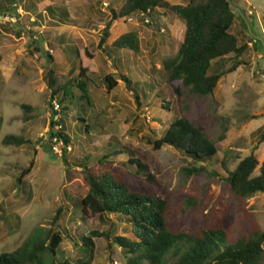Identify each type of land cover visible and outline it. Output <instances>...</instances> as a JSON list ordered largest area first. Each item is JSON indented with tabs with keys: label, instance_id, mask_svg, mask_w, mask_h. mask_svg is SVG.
Instances as JSON below:
<instances>
[{
	"label": "rangeland",
	"instance_id": "374dc122",
	"mask_svg": "<svg viewBox=\"0 0 264 264\" xmlns=\"http://www.w3.org/2000/svg\"><path fill=\"white\" fill-rule=\"evenodd\" d=\"M189 1L171 0L176 4ZM123 2L18 0L20 16L15 21L0 15V254L16 250L36 228L42 227L63 237L57 264H84L87 260L90 264H127L113 237L136 240L132 225L115 214L107 221L86 217L74 205L88 189L78 161L88 157L95 164L99 157L123 145L138 151L135 157L143 159L155 176L152 182L130 177V183L138 189L145 186L169 200L172 229L198 231L231 220L235 225L233 241L252 227L264 230V193L249 199L234 198L219 180L227 175L222 161L232 170L256 148L260 163L264 161V143L259 144L264 131V0H232L249 22L248 30L242 20L236 19L232 29L240 45L248 46L239 58L242 64L220 80L213 94L186 99L182 108L175 90L165 88L162 67L164 58L179 51L185 31L180 18L161 9L150 16L139 13L120 19L111 28L108 51L99 48L111 8L118 9ZM62 10L70 15L67 25L58 18ZM130 29L139 32L140 51L115 48V54L111 46L114 39ZM235 62L236 58L230 56L215 63V67L227 70ZM50 69L76 79L71 87L76 99L69 114L62 110L63 104L57 112L71 137L70 144L51 137L58 126L52 124L56 122L55 111L46 78ZM82 69H86V85L84 79L77 78ZM122 73L131 77L133 87L123 80ZM108 74L118 79V86L110 94L105 91ZM132 88L139 93V100ZM22 103L34 107L29 121L24 119ZM181 115L208 123L219 150V159L209 167L219 177L205 174L197 181L188 180L181 168L190 158L168 146L155 149L154 141ZM223 123L230 130L221 141ZM8 134L24 135L31 143L21 147L4 145L2 141ZM64 148L68 150L67 162L62 156ZM129 158L128 154H119L108 161H114L128 176L125 168ZM29 167L31 172L23 176ZM127 168L134 173L136 166L130 164ZM189 198L196 204H188ZM94 232L113 237H94ZM85 237L92 238V253L87 254Z\"/></svg>",
	"mask_w": 264,
	"mask_h": 264
},
{
	"label": "trees",
	"instance_id": "16d2710c",
	"mask_svg": "<svg viewBox=\"0 0 264 264\" xmlns=\"http://www.w3.org/2000/svg\"><path fill=\"white\" fill-rule=\"evenodd\" d=\"M18 8V0H0L2 16L9 14L17 18L20 16ZM157 9L180 18L185 26L178 53L173 57L164 58L162 62L167 81L165 88L171 86L175 90L179 107L182 108L181 103L186 99L213 94L220 80L236 71L242 64L239 58L248 46L240 45L239 37L232 29L236 19L242 20L249 30L248 24L241 13L232 9L228 0H191L186 4H172L170 0H124L120 8H111V19L103 29L99 48L108 51L106 44L115 22L139 13L150 16ZM48 10L56 17L52 7H48ZM58 18L65 25L71 21L69 13L65 10L60 12ZM111 46L115 54L117 53L115 48L138 53L141 49L139 32L132 29L118 37ZM86 53L88 57L93 58L87 51ZM108 56L112 58L109 54ZM230 56L236 58L232 67L227 70L215 67V63ZM84 72L86 69H82L77 78L81 81L84 79L83 83L86 85L88 77ZM46 78L51 105L52 101L57 99L63 104L62 110L68 115L76 99L71 91L76 79L60 76L54 69L48 70ZM122 78L133 87L131 77L122 73ZM176 82L180 84L177 85ZM85 85L83 89L86 97H82L86 98L87 105L90 106L91 99ZM117 86L118 79L115 75H106V93L110 94ZM134 92L139 100V93ZM21 107L25 112L24 119L31 120L34 107L28 103H22ZM56 115L55 111L54 117ZM81 119L85 121L84 118ZM52 124L62 125L60 130L51 134L52 139L57 137L70 144L71 137L65 132L62 117L59 121H52ZM89 127L87 124L85 128L87 132ZM222 127L221 141L226 139V134L230 130L227 123H223ZM2 142L4 145L16 147L31 143L24 135L17 134H8ZM262 143L264 131L259 144ZM163 146L174 148L190 158V162L181 168V172L188 180L197 181L205 174L219 177L218 173L209 167V163H215L219 159V150L216 141L210 135L208 123H202L186 115L175 118L162 137L154 141L156 150ZM67 151V148L63 149L62 156L65 162ZM256 151L257 148L232 170L222 161L227 175L219 180L227 185L230 195L234 198L249 199L258 193H264V161L260 163ZM119 154L130 156L128 164H124L128 176L115 165L114 161H108ZM137 154L138 151L123 145L99 157L95 164L88 157L86 160L78 161L83 167L88 189L85 196L78 199L74 205L84 216L101 221H107L111 214L117 215L132 225L136 240L99 232H94L92 236L113 237V242L123 250L127 264H264V230L258 226L248 229L236 241L232 240L235 225L230 222L231 220H223L215 226L198 231L172 229L169 200L145 189V186L138 189L130 183V177L148 182L155 179L148 164L143 159L135 157ZM130 164L136 166L134 173L129 172L127 168ZM31 168L25 170L23 176L29 174ZM19 182L22 183L23 180L20 179ZM186 202L196 204L191 198ZM237 223L238 221L235 224ZM62 242L63 237L60 233L38 227L19 248L1 253L0 264H57V250ZM84 242L88 249L87 254L92 253V238L85 237ZM84 264H90V260Z\"/></svg>",
	"mask_w": 264,
	"mask_h": 264
},
{
	"label": "built area",
	"instance_id": "2783aa9c",
	"mask_svg": "<svg viewBox=\"0 0 264 264\" xmlns=\"http://www.w3.org/2000/svg\"><path fill=\"white\" fill-rule=\"evenodd\" d=\"M20 12V11H19ZM1 18H4V19H6V20H8V21H15V17H12V16H10L9 14H6L5 16H2L1 15ZM50 52L53 54L54 53V50L53 49H50ZM52 107H53V109H54V111H56V112H58L59 110H60V107H61V104H60V102L57 100V99H54L53 101H52ZM55 120L56 121H59L60 120V117H59V115L57 114L56 116H55ZM58 127H57V129L55 130V132H57L58 130H60L61 128H62V125H57ZM56 141H59V139L56 137V138H54ZM61 141H63L62 139H60ZM54 149L56 150V151H58V147L55 145L54 146ZM116 264H118V262H115Z\"/></svg>",
	"mask_w": 264,
	"mask_h": 264
},
{
	"label": "water",
	"instance_id": "95a60500",
	"mask_svg": "<svg viewBox=\"0 0 264 264\" xmlns=\"http://www.w3.org/2000/svg\"><path fill=\"white\" fill-rule=\"evenodd\" d=\"M228 1H229L230 5H231L232 9L238 11V12L241 13L243 16L245 15V14L243 13V11H242L240 8H238V7H236V6L234 5V3L232 2V0H228ZM246 21H247V20H246ZM247 22H248V21H247ZM248 23H249V22H248Z\"/></svg>",
	"mask_w": 264,
	"mask_h": 264
},
{
	"label": "crops",
	"instance_id": "0c3cea01",
	"mask_svg": "<svg viewBox=\"0 0 264 264\" xmlns=\"http://www.w3.org/2000/svg\"><path fill=\"white\" fill-rule=\"evenodd\" d=\"M170 2H171V0H170ZM171 3H172V2H171ZM172 4H176V3H172ZM177 4H178V3H177ZM157 10H161V9H157ZM115 23H116V22H115ZM130 30H132V29H130ZM130 30L126 31L125 33L129 32ZM125 33H123V34H125ZM123 34H121V35H123ZM121 35H120V36H121ZM120 36H119V37H120ZM117 38H118V37H117ZM117 38H115L114 41H115ZM114 41H113V42H114ZM129 51H130V50H129ZM131 52H133V51H131Z\"/></svg>",
	"mask_w": 264,
	"mask_h": 264
}]
</instances>
